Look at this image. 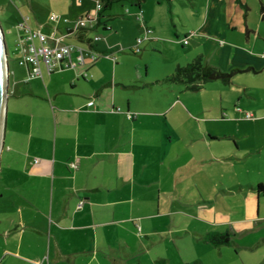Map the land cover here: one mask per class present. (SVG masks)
<instances>
[{
	"label": "crops",
	"instance_id": "0c3cea01",
	"mask_svg": "<svg viewBox=\"0 0 264 264\" xmlns=\"http://www.w3.org/2000/svg\"><path fill=\"white\" fill-rule=\"evenodd\" d=\"M59 2L15 25L18 63L23 18L76 50L14 77L0 264H264V0H113L100 21L96 0ZM197 54L231 81L165 79Z\"/></svg>",
	"mask_w": 264,
	"mask_h": 264
},
{
	"label": "rangeland",
	"instance_id": "374dc122",
	"mask_svg": "<svg viewBox=\"0 0 264 264\" xmlns=\"http://www.w3.org/2000/svg\"><path fill=\"white\" fill-rule=\"evenodd\" d=\"M200 0H195V2L199 3ZM251 3L253 2H259V0H248ZM59 0H0V25L3 30L4 34V40L6 44V51L8 55V66H9V92L12 91V86L14 82V77H26V72L24 71V67L18 63V58L20 55V50L16 46L15 43V38H16V26L17 22L20 18H22V14L26 16L27 20L31 23V21L35 20V17L41 16L44 18V15H46V12L51 11L52 8H54V12L56 13L57 9L60 7ZM243 9V8H242ZM57 14V13H56ZM250 17L255 20V9H250L249 10ZM50 16V15H48ZM183 17V18H182ZM186 17L185 15L177 16V20L180 21V23L183 22H192V18L189 20H184ZM198 18V16H196ZM47 23L51 25L52 23H58L61 22L62 19L59 18H49L47 17ZM52 24V25H53ZM51 25V26H52ZM62 25V24H61ZM235 35H239V33L236 31ZM75 44L81 45V42L78 40L73 41ZM142 43V42H141ZM155 61V58L152 59V62ZM24 78H22L21 83L23 85H27V83L24 82ZM255 85L257 86V93L259 94V97L261 98L262 92H264V88L258 84L260 83L259 81L255 80ZM176 92V91H175ZM200 90L196 92H189V94H200ZM12 101L8 102V108L11 107ZM185 109V108H184ZM9 111V110H8ZM183 122L182 118H180V124ZM183 131V130H182ZM5 134H6V128H5ZM4 134V136H5ZM5 147L7 145L8 138L5 139ZM176 149H178V146H176ZM188 147L186 146L183 151H187ZM7 152L3 151L1 154V163H0V182L2 181L1 179L5 174L7 173L4 169V165L6 164V155ZM256 161L252 162L255 163ZM258 162V160H257ZM259 163H264V157L260 159ZM230 174V173H229ZM3 175V176H2ZM6 179V178H5ZM4 179V180H5ZM0 183V190L5 189L4 187H1ZM185 222H188L187 218H184Z\"/></svg>",
	"mask_w": 264,
	"mask_h": 264
},
{
	"label": "built area",
	"instance_id": "2783aa9c",
	"mask_svg": "<svg viewBox=\"0 0 264 264\" xmlns=\"http://www.w3.org/2000/svg\"><path fill=\"white\" fill-rule=\"evenodd\" d=\"M102 3L100 0H96V13L101 10ZM66 22L67 19H64ZM87 18L85 16L79 17L74 22V28L86 26ZM19 28L21 34L17 39V45L23 49L20 64H26L29 66V76L34 77L41 75V64H43L48 70L54 68L60 62H64L65 65H72L74 62L71 60V54L76 50L75 46L69 43H62L56 40L54 43L48 41V37L40 30L32 28L28 22L23 18L19 22ZM149 31V29H147ZM98 36H95L96 39ZM143 40L142 36L136 38V42L133 45L134 50H139V44ZM186 42V40H184ZM77 58L80 62L83 61L82 49L78 48ZM88 105H92L93 101L90 100ZM246 116H250V113H246ZM71 166L76 167V162H71Z\"/></svg>",
	"mask_w": 264,
	"mask_h": 264
},
{
	"label": "trees",
	"instance_id": "16d2710c",
	"mask_svg": "<svg viewBox=\"0 0 264 264\" xmlns=\"http://www.w3.org/2000/svg\"><path fill=\"white\" fill-rule=\"evenodd\" d=\"M100 1L102 2V7H101V10H102V9H107L113 0H100ZM136 1H137L136 3L139 4L142 0H136ZM101 10L98 11V14H97V18L99 19L98 21L102 19ZM85 17L87 18V20H90L87 16ZM103 25H106V24L104 23ZM85 27L86 26H81L79 27V29L80 28L82 29ZM81 29L79 30L80 32H78L79 39L81 40L85 39L89 42L92 39H95V38L91 39L90 37L87 38L84 35V33L81 31ZM140 49H141L140 44H139V50H134L133 46L129 48L131 52H139ZM235 72L236 70L224 71L216 65L207 63L204 60V57L202 54H197L185 64L178 65L175 68V70L172 73H170L165 79L169 81L180 82L184 84L186 88L191 89V90H196L211 80H221L226 83L230 82L232 75ZM90 100H88L87 103ZM88 106H91V105H88ZM258 187L260 190L263 189L262 184H259ZM207 239L209 242L213 244H223V243L229 242L230 236L228 232H222V233L212 232L207 235Z\"/></svg>",
	"mask_w": 264,
	"mask_h": 264
},
{
	"label": "water",
	"instance_id": "95a60500",
	"mask_svg": "<svg viewBox=\"0 0 264 264\" xmlns=\"http://www.w3.org/2000/svg\"><path fill=\"white\" fill-rule=\"evenodd\" d=\"M9 66L3 30L0 25V163L4 146L5 114L9 96Z\"/></svg>",
	"mask_w": 264,
	"mask_h": 264
}]
</instances>
